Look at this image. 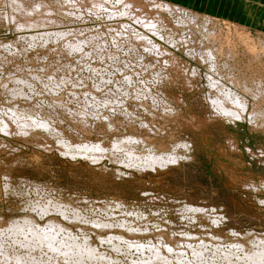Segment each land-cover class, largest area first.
<instances>
[{
    "label": "rangeland",
    "instance_id": "rangeland-1",
    "mask_svg": "<svg viewBox=\"0 0 264 264\" xmlns=\"http://www.w3.org/2000/svg\"><path fill=\"white\" fill-rule=\"evenodd\" d=\"M9 1L0 0L2 225L26 214L43 223L44 218L26 206L52 198L63 201L69 214L81 216L69 221L56 215L59 220L76 237L87 235L98 252H105L107 259L112 256L113 264H136L149 254L145 249L142 256V250L134 246L130 250L119 238L112 243L107 240L110 234L131 235L130 226L135 240L144 245H162L167 239L179 242L186 251L185 261L192 259L185 250L182 235L186 233L217 234L227 248L237 241L248 246V238L264 245V127L215 116L208 76L218 75L195 53L204 48L198 45L199 29L208 24V30L215 33L214 26L227 38L224 43L234 47L236 57L231 63H236L235 70L229 71L250 87L257 80L264 81V48L260 50L264 0H209L208 8L198 6L213 15L185 7L186 0H142L143 8H126L123 16L112 15L106 8L96 14L78 1L76 10L81 16L62 17L63 23L51 26L74 33L68 39L52 36L48 40H30V34L51 28L22 29L17 25L22 18L11 17ZM166 1L175 6L171 8ZM159 3L166 10L159 11ZM256 6L261 9L256 11ZM179 16L194 17V21L182 26ZM146 18L168 25L173 43L168 35L148 31L143 26ZM137 33L148 34L167 47L180 67L174 69L169 57L148 49ZM242 33L250 38L243 40ZM68 42H82L81 50ZM252 46L260 52H253ZM23 119H32V127L20 126ZM126 137H141L134 146L145 153L150 142L168 150L180 142L188 147L177 146L183 155L177 163L142 168L125 149L113 148L112 142L121 138L128 144ZM81 141H100L106 150L95 151L100 155L95 160L66 150L67 142ZM97 220L107 223L106 228L98 230L89 223ZM192 241L191 246L200 243L197 238ZM207 246L203 261L218 259L214 253L211 256L213 244L207 242Z\"/></svg>",
    "mask_w": 264,
    "mask_h": 264
},
{
    "label": "bare ground",
    "instance_id": "bare-ground-1",
    "mask_svg": "<svg viewBox=\"0 0 264 264\" xmlns=\"http://www.w3.org/2000/svg\"><path fill=\"white\" fill-rule=\"evenodd\" d=\"M78 1H82L86 3L90 12H91V9L93 8L92 10H95L96 14H98L99 12H102L104 8H106V9L112 10L113 11L112 15H115V16L117 15L123 16L124 14H126L127 13L126 8L130 10L131 7L133 8H143L144 7L143 4L141 3L142 0H10L9 2H10L11 10H12L11 17L12 18H18V17L22 18V21L20 19V23H17V25L20 26L22 29H28V30L36 29L37 30L41 28H48V27L51 28V29L49 28L50 30H46L44 32L41 31V33L38 32V33L33 34L31 32L32 34L29 35L30 40H35L37 38H42V39L45 38V40H48L49 38L51 39L53 37L54 38L66 37V39H68L72 35V33H74V31L70 29H55L54 27L61 23L62 17L66 18V17H69V15L71 14H72L71 16H77V17L81 16L77 14L78 12L76 10L80 7V4ZM156 2L158 3L159 1L156 0ZM164 3H167L169 6H171V8L175 6V4L173 5L172 3H169L167 1ZM157 5L159 6L158 8L159 11L162 9L166 10V7L163 4L159 3ZM150 6L154 7V4L150 3ZM132 12L134 13V10H132ZM169 12L172 14L174 13V11H169ZM134 15H135V18H138L136 14ZM179 17L182 18L181 22L183 24L180 23V25L182 26H189L190 24H192V21H194V17H189V18H186L184 16H179ZM51 26H54V27H51ZM143 26L146 27L148 31L152 32L154 35H157V36L168 35L167 40L170 41L172 39V43H173V34H172L173 31H171V28L168 25L157 23L156 19L150 20L146 18L143 20ZM209 27L210 26H208V24H203L202 29L198 28L199 31H201V36H197V40L199 42L198 45L199 47L204 46V48L201 50L197 49L195 53L198 54L203 60H206V62L208 63L209 69L213 73L218 75V77H216V75L214 76L212 73H209V76H208V79L210 81L209 87L213 88V92H214V95L211 96L210 98V102L213 106L214 111L216 112L215 116L216 115L221 116L223 119H226L232 123H237L238 121L247 120L250 124L255 125V127L263 128L264 127V81L257 80V82H254L253 80L254 86L250 87L251 86L250 84L246 85L243 83L244 81L246 82V80L242 82L241 79L237 78L238 75H236V73L234 72L231 73L229 70L230 69L232 71L235 70V64H236V63L235 64L231 63L234 57H236L235 53L232 50L234 49V47H231L232 48L231 49L229 47L230 45L227 46L228 44L226 45L224 43L225 42L224 40L227 38L224 39L223 35H221L220 32L217 33L219 29L216 30V27L212 26L211 27L213 28L212 30H215L216 32L213 33L212 31L211 33V31L208 30ZM239 36H241L243 40H247V38H250L244 35V33L240 34ZM136 37L137 39L144 41V44L147 45L148 49L154 50L158 54L162 53L165 56L169 57L172 63L170 64L174 67V69H176L177 67H180L179 61L177 60L176 56L170 55L169 53L170 50L167 47L165 48L164 46L158 44L148 34L144 35V34L137 33ZM88 40L90 39L88 38ZM82 42H79L77 44L68 42L67 44H71L70 47L74 48L75 50L77 49L81 50L82 44H83ZM235 44H232V45L234 46ZM251 44H253V42ZM261 44H262L261 46L259 45L260 50L264 48V44L263 43ZM250 48H252L253 52L255 53L257 50H259L258 46H254V47L252 46ZM257 59L259 60L260 58H257ZM261 60L262 59H260V61ZM195 71L196 70H194V72ZM243 75H246V74H243ZM242 80H243V77H242ZM249 82L251 83V80ZM228 86H233L236 89H232L233 87L231 88ZM248 95L251 96V99L247 97ZM23 117L24 116H22V118ZM19 118L20 117H18V119ZM32 119L31 120L23 119L21 121L22 124L20 126L23 125L24 127H27V126H30L31 124V127H32V122H34ZM38 123L43 126H47V123L45 122L44 123L38 122ZM127 138L128 137H126V139ZM139 139H141V137L139 138L129 137L128 144H127L125 143V140H122L121 138L120 140H114L112 142L113 143L112 146L113 148H118V149L121 148L122 150L125 149L127 151V154L130 155L128 157H131L130 160L132 162L137 163L142 168L149 167V166L155 167L157 165L165 166L171 163H177L179 158L183 156V155H179V152L177 151L178 150L177 146L178 145L183 146L184 148L188 147L186 143L180 142V143H176L175 144L176 146H173V147L171 146V148L168 150V149H164L165 146L163 147L162 144L156 145L155 142H150L152 145H150V149L148 150V152L145 153V151L135 150L136 147L134 146V141H137ZM66 150L69 152L74 151V153H71V154H81L83 156H87L95 160L99 158L100 155H97V154L95 155L94 152L101 151V150L105 152L106 148L102 144H100V141L98 142L81 141L79 144L75 143V145H74V142L73 143L67 142ZM75 152H78V153H75ZM63 204L64 202L59 199L54 200L52 198H49V199L42 198L41 200H39V202L35 203L34 205L31 204V205L26 206V208H29L30 210H33V211L36 210L39 216L41 218H44L45 223L44 222L40 223L39 221H37L36 218L32 217V215L26 214L20 217H12L11 218L12 221L7 226H4L2 224H5L4 222L5 219L2 215H0V264H105L107 263V261L110 262L109 260L111 259L112 256L110 257V259L109 257L107 259L105 254H102L105 252H101V253L98 252L95 246L91 243L87 235H84L81 239L76 237L72 233L70 227L66 223H64L63 220L62 221L59 220V218L56 215L61 214L60 216H62L64 219L69 220V221H74L81 217L80 214L77 212L73 214H69V212L67 211L68 207L65 208L66 206H64ZM190 208L197 209L198 211L204 210L199 207L192 208L191 206ZM216 219L218 220V218ZM89 223L98 230L105 227L107 224L99 220L89 222ZM130 227H128L129 231L128 229L126 228L125 229L131 235H127V236L117 235L118 237H116L115 235L110 234V235H107L108 236L107 240L109 239L108 241H111V243L114 242L113 239L115 238H119V240H124V243L128 245V248L129 246H132V247L134 246L133 248H135V250L136 248H138L137 250L140 249V252L142 250L141 252L142 256L144 255L143 252L145 251V249H147L149 251V254L148 255L146 254L147 258L141 259L140 262L136 261V264L137 262L138 264H170L173 261L177 264L178 263L179 264H225V263L227 264H264V245H262L260 241L256 242L255 238H253L252 240L250 239L251 241H249V238H248V242H249L248 246L245 244L239 243L240 241H237L238 243L230 242L228 245L230 247L227 248L226 246H222L225 240H222V238H218L217 234L216 236L212 234H209L207 236L206 235L198 236L201 233L198 235L186 233L185 236L184 234L182 235L183 239L186 242L182 240L181 243L183 241L185 242V245L187 248V249L185 248V250H187V252L190 253L189 255H192L191 256L192 259L191 260L189 259L190 261L189 260L185 261L183 259V253H186V251H184V247L180 246L179 242L174 243L172 240L167 239V241L168 240L169 241L166 243L164 242V244L162 245H160V243L158 242L160 246L155 245V244L152 245L153 243L152 244L150 243V245L148 244L144 245L142 242H140V240H135L136 238L135 236L136 234H134L135 230L134 228H130ZM136 227H139V226H136ZM246 234L247 236L250 235V233L249 235L248 233ZM101 238L103 239V237ZM194 238H197V241L199 240L200 243L196 245L193 244V246H191L189 243ZM206 238H208L209 241H207ZM207 242L212 243L214 246L211 256H213V253H214V256L217 257L218 259H213L210 257L211 260L209 259L206 261V258H207L206 257L205 261H203L204 260L203 255L205 254V250L208 249ZM118 245L113 244V246H116V249H119ZM173 253H176L175 257L173 256Z\"/></svg>",
    "mask_w": 264,
    "mask_h": 264
},
{
    "label": "crops",
    "instance_id": "crops-1",
    "mask_svg": "<svg viewBox=\"0 0 264 264\" xmlns=\"http://www.w3.org/2000/svg\"><path fill=\"white\" fill-rule=\"evenodd\" d=\"M170 2H172L171 0H169ZM184 2H186V5L184 4V6L185 7H189V8H191V9H193V10H197V11H199V12H201V13H206V14H211V13H207L206 11H204V10H202V9H198V6H199V8L200 7H203V8H208V6H210L209 5V0H186V1H184ZM259 1H256L255 0V3H258ZM174 3V2H173ZM248 4V3H247ZM182 5V4H181ZM248 6V5H247ZM261 9V7H257L256 6V8H255V10L256 11H258V10H260ZM254 10V9H253ZM211 15H213V13L211 14ZM214 16H216V15H214ZM254 17V16H253ZM258 18V17H257ZM227 19V18H226ZM264 20V19H263Z\"/></svg>",
    "mask_w": 264,
    "mask_h": 264
}]
</instances>
